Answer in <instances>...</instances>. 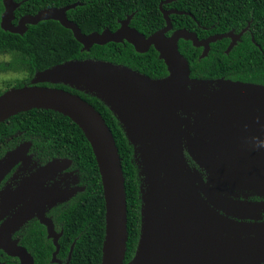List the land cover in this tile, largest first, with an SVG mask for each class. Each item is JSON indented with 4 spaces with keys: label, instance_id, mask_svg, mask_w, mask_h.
I'll use <instances>...</instances> for the list:
<instances>
[{
    "label": "water",
    "instance_id": "water-1",
    "mask_svg": "<svg viewBox=\"0 0 264 264\" xmlns=\"http://www.w3.org/2000/svg\"><path fill=\"white\" fill-rule=\"evenodd\" d=\"M172 1L160 5L165 28L145 37L130 27L133 16L122 21L115 33L107 29L84 34L67 17L79 4L45 9L22 17L15 25L20 4L3 0L1 28L5 32L24 35L29 25L57 21L73 32L84 51L124 42L139 54L153 47L165 62L168 76L153 80L109 62L69 61L37 73L32 86L12 88L0 96V124L19 113L43 109L70 118L82 130L93 149L105 199L101 264H124L128 241L125 179L114 136L102 115L79 95L39 84L64 85L100 99L133 146L142 177V219L137 251L129 264H264V224L235 220L243 218L240 213L246 211L245 205L230 200L227 205L216 203L214 193L221 179L238 188L252 186L247 180L264 184V86L192 79L189 62L180 53L181 40L203 48L201 58H206L211 44L224 38L231 40L229 54L244 32L202 41L185 29L168 36L173 29L170 16L178 12L164 10L163 4ZM31 148L30 142H23L0 160V187L17 166L25 171L33 161ZM189 157L206 171L207 182L198 169H191ZM71 164L54 160L23 179L14 193L0 192V222L19 207L0 225V252L20 264H35L13 235L36 217L53 239L52 262H57L61 235L56 234L46 211L85 188L62 190L54 184L45 189V185ZM0 264L4 263L0 260Z\"/></svg>",
    "mask_w": 264,
    "mask_h": 264
},
{
    "label": "trees",
    "instance_id": "trees-1",
    "mask_svg": "<svg viewBox=\"0 0 264 264\" xmlns=\"http://www.w3.org/2000/svg\"><path fill=\"white\" fill-rule=\"evenodd\" d=\"M166 0H15L20 7L15 12L16 25L20 18L34 16L40 11L79 4L68 11L67 17L84 34L116 32L121 22L133 16L130 27L145 37L166 26L160 5ZM163 9L176 11L170 16L173 29L188 30L199 40L234 33L243 35L228 54L231 40L224 38L210 46L206 58L203 48L181 40L180 53L187 59L191 78L196 80H231L264 86V0H173ZM0 0V56L9 55L10 61L0 71L25 73L14 88L32 86L35 75L69 61L96 60L128 67L153 80L168 76L167 66L152 47L139 54L127 42L95 45L84 51L71 30L57 21H43L29 25L24 35L5 32L1 28L4 13ZM182 13V14H179ZM64 89L79 95L104 118L112 131L123 167L128 207V241L124 264L135 257L141 235L142 177L135 160L134 148L111 110L91 94L64 85L42 84ZM0 91L2 96L7 91ZM23 142H30V155L40 164L54 159H69L85 191L53 211V220L64 234L60 240L58 259L66 260L71 247L69 264H101L105 239L106 212L103 186L93 149L82 130L68 117L52 110L33 109L19 113L0 124V160ZM21 244L28 249L35 264H52L56 250L47 239L46 228L37 219L30 221L18 234ZM4 255V254H3ZM6 264L18 260L4 255Z\"/></svg>",
    "mask_w": 264,
    "mask_h": 264
},
{
    "label": "flooded vegetation",
    "instance_id": "flooded-vegetation-1",
    "mask_svg": "<svg viewBox=\"0 0 264 264\" xmlns=\"http://www.w3.org/2000/svg\"><path fill=\"white\" fill-rule=\"evenodd\" d=\"M18 22H17V24H18ZM1 56H7L8 57V61L4 62L7 65L8 62L10 61L11 57L9 55H1ZM1 66H2V64L0 65V67ZM22 74H25V73L22 72ZM26 77H27V75H26ZM39 86H42V84H39ZM188 159H189L188 162H189V165H190L191 169L192 170H194L195 168L198 169L200 171V173H201V177L204 178L205 182H207L208 174L206 173V171L204 169H202V168H199V166H197L190 157ZM54 160H60V161L68 160V161H70L72 163V161L69 160V159H60L59 158V159H54ZM54 160H52V161H54ZM48 163H50V162H47L46 164H40V163H38L37 161H35L33 159V161H31V163H29V165L26 166L25 171H20L19 170V167L21 165L17 166L5 178V180L2 182L1 187H0V192H4L7 189H9L10 190L9 192H13L14 193L17 190V188L19 187L18 185L20 183H22L23 179L31 176V174L35 173V171H37L38 168L44 167ZM72 165L73 164H71V166L69 168L59 172L51 180H49L47 182V184L45 185V189L46 188H51L54 184H60L62 190H70V189H72V188H74L76 186H80V183H79L80 181H79L77 172L73 169ZM18 170H19V174H17V176L15 177V175H16ZM247 181L250 184H252V186H245L244 188H238L236 186H232V185H228V184L224 183L222 181V179L219 182H216L215 186H214V191H215L214 193L217 195L216 199H215V202L216 203H221L223 205L229 204V203L226 202V200H230L233 203H239V202L243 203V205H245V208H246V211H243V212L240 213V215H242L243 218H236L235 220H238L240 222L247 223V224H264V206H261V205H264V184L263 183L251 182L249 180H247ZM38 198L39 197H37L36 199H38ZM73 198H71L70 200H68L67 202H64V203H61V204L58 203L57 205L47 209V211H46V216L48 218L52 219V221H53L56 234L57 235H61V237L59 239V242H60L61 238L63 237L64 231L58 229V226L56 225V222L53 220V217H52L53 213H54L53 211L55 210V208L57 206L62 205V204H66L69 201H71ZM248 205H251V206L253 205V206L250 208ZM18 210H19V207L14 208L13 211H11L10 213L6 214L5 219L1 220L0 225L4 221H6L9 218H11L14 215V213H16ZM34 219H37V218L34 217L31 220H29L18 232H16L13 235V239L14 240H18L19 241V245L22 246L23 248H25L27 251H28V249L21 244V238L17 237V234L30 221H32ZM46 233H47V229H46ZM47 239L50 240L52 242V244L54 245L53 239H49L48 238V234H47ZM54 247H55V245H54ZM59 247L61 248L60 243H59ZM55 249H56V247H55ZM55 252H56V250L52 254H54ZM72 252H73V246L71 247L69 255L72 254ZM28 253L31 254L29 251H28ZM3 254L4 253L1 251L0 252V260H1V258L4 257L5 254L4 255ZM58 254H60V251H59ZM69 255H68L66 260H62V259L56 258L57 262L53 263L52 260H51V263L52 264H69V262L71 260V259L69 260ZM7 257H9V256H7ZM9 258H11V257H9ZM14 259H16V258H14ZM52 259H53V257H52ZM1 262L6 264L2 260H1ZM18 264H20L19 260H18Z\"/></svg>",
    "mask_w": 264,
    "mask_h": 264
},
{
    "label": "rangeland",
    "instance_id": "rangeland-1",
    "mask_svg": "<svg viewBox=\"0 0 264 264\" xmlns=\"http://www.w3.org/2000/svg\"><path fill=\"white\" fill-rule=\"evenodd\" d=\"M7 61V56L0 57V65ZM25 77L26 75L22 73L0 71V91L14 88Z\"/></svg>",
    "mask_w": 264,
    "mask_h": 264
}]
</instances>
